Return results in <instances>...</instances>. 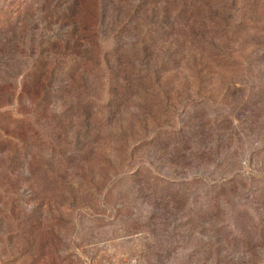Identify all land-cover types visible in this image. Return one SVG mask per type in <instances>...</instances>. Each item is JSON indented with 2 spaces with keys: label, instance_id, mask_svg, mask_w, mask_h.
<instances>
[{
  "label": "rangeland",
  "instance_id": "1",
  "mask_svg": "<svg viewBox=\"0 0 264 264\" xmlns=\"http://www.w3.org/2000/svg\"><path fill=\"white\" fill-rule=\"evenodd\" d=\"M0 78V264H264V0H0Z\"/></svg>",
  "mask_w": 264,
  "mask_h": 264
},
{
  "label": "trees",
  "instance_id": "2",
  "mask_svg": "<svg viewBox=\"0 0 264 264\" xmlns=\"http://www.w3.org/2000/svg\"><path fill=\"white\" fill-rule=\"evenodd\" d=\"M6 62V61H5ZM35 63H39V60L38 61H36ZM0 80H1V78H0ZM2 88V86H0V89Z\"/></svg>",
  "mask_w": 264,
  "mask_h": 264
}]
</instances>
